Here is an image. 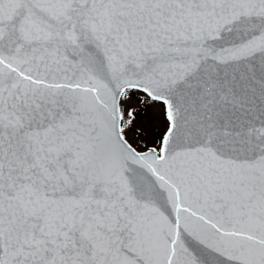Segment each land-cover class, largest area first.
Listing matches in <instances>:
<instances>
[{
    "label": "snow or ice",
    "instance_id": "snow-or-ice-1",
    "mask_svg": "<svg viewBox=\"0 0 264 264\" xmlns=\"http://www.w3.org/2000/svg\"><path fill=\"white\" fill-rule=\"evenodd\" d=\"M0 264H264V0H0Z\"/></svg>",
    "mask_w": 264,
    "mask_h": 264
}]
</instances>
